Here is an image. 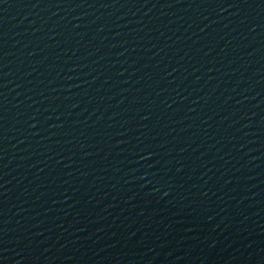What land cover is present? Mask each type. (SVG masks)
<instances>
[{
    "label": "water",
    "instance_id": "1",
    "mask_svg": "<svg viewBox=\"0 0 264 264\" xmlns=\"http://www.w3.org/2000/svg\"><path fill=\"white\" fill-rule=\"evenodd\" d=\"M0 264H264V0H0Z\"/></svg>",
    "mask_w": 264,
    "mask_h": 264
}]
</instances>
